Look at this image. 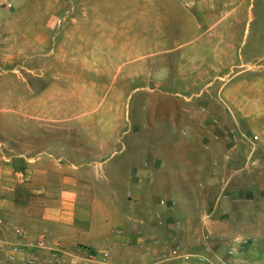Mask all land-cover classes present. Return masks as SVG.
<instances>
[{"label": "crops", "instance_id": "0c3cea01", "mask_svg": "<svg viewBox=\"0 0 264 264\" xmlns=\"http://www.w3.org/2000/svg\"><path fill=\"white\" fill-rule=\"evenodd\" d=\"M185 1L187 5L181 0L152 1L151 44L157 47L153 52L165 57L159 68L165 73L157 75L166 79L160 87L177 95L201 92L207 83L228 76L235 68L256 65L237 52L244 3L227 6L223 0ZM118 54L116 61L120 62L135 57L137 51ZM234 106L264 109L263 102ZM190 107L181 120L169 126V133L211 120L201 113L206 107L203 103L193 111ZM209 107L211 115L228 127L227 113ZM172 136L150 158L125 152L123 168L139 167L132 173L122 172L115 164L117 150L96 152L89 145L82 150L74 139L65 146L58 144L55 154L39 151L33 155L30 150L23 171L11 169L7 181L0 180V218L7 223L0 238L12 241L17 232L33 240L48 235L65 248L69 264H102V254L111 245L112 264H141L168 255L177 243L188 252L205 253L199 237L207 231L223 250L235 237H254L257 243L243 250L240 258L264 264V168L236 172L218 185L216 174L224 175L233 166L235 141L223 151V142L213 141L204 130L195 140ZM194 143L210 144L212 149L197 150ZM137 172L145 177L142 183L135 177ZM225 182L229 183L226 188ZM225 190L229 197L215 200L217 192ZM160 199L168 200L169 207H161ZM153 212L162 216L164 225ZM205 214L211 219L202 228ZM175 222L182 223L178 232L172 229ZM155 240L157 246L152 244ZM147 249L151 251L148 256ZM7 255L6 251L0 253V264H6ZM16 264H26L25 257Z\"/></svg>", "mask_w": 264, "mask_h": 264}, {"label": "rangeland", "instance_id": "374dc122", "mask_svg": "<svg viewBox=\"0 0 264 264\" xmlns=\"http://www.w3.org/2000/svg\"><path fill=\"white\" fill-rule=\"evenodd\" d=\"M152 1L12 0L11 8L0 11V180L7 181L11 169L23 171L30 150L33 155L55 154L58 144L65 146L71 139L82 150L88 145L96 152L117 150L115 164L132 173L139 167L123 168L125 152L147 159L167 146L169 134L195 140L202 130L223 142V151L233 141L237 144L233 166L216 174L218 185L236 172L264 168V109L234 108L264 103V0H223L227 6L244 3L237 52L256 65L235 68L201 92L178 95L160 87L166 79L157 75L165 73L159 69L165 57L153 52L157 47L151 44ZM130 51L137 55L116 61L118 53ZM55 89L62 95L58 103L47 105L49 117L30 111L32 102ZM201 103L207 110L201 113L210 121L169 133L190 106L193 111ZM211 105L227 113L228 127L211 115ZM209 131L231 140L216 141ZM254 137L258 140L252 145ZM194 144L197 150L212 149ZM217 193L215 200L222 192Z\"/></svg>", "mask_w": 264, "mask_h": 264}, {"label": "built area", "instance_id": "2783aa9c", "mask_svg": "<svg viewBox=\"0 0 264 264\" xmlns=\"http://www.w3.org/2000/svg\"><path fill=\"white\" fill-rule=\"evenodd\" d=\"M12 0H5L3 3L0 2V11L3 9H9L12 7ZM201 111L205 113L207 110L202 108ZM193 118V116H191ZM218 124L217 121H215ZM210 136L216 140H231L229 135H221L219 133L208 132ZM258 140V137L250 139V143L255 145V141ZM206 148H209L206 146ZM138 182L142 183L145 179L141 172H137L135 175ZM228 182L224 183V188L228 186ZM229 197L228 193L223 191L219 200L227 199ZM264 199V197H263ZM159 205L161 207H169V201L166 199H160ZM152 215L157 219L160 225H164L162 216L156 212H153ZM211 219L209 214H205L202 218V228L208 224V221ZM182 228L181 222H175L173 224V231L178 232ZM7 230V223L0 218V232ZM211 233L205 231L203 236L199 237V241L202 243L205 253H191L185 250L184 246L177 243L171 249L168 255H162L154 258L150 262H144L141 264H168L175 261L180 262L181 264H256L253 261H247L240 258V255L243 250L251 247L257 243V240L254 237H235L231 245L225 250L220 249L214 242L211 240ZM159 243L158 240L153 241V245L157 246ZM2 251L8 252L6 258V264H16L22 257H25L26 264H69L66 259V250L65 248L57 241L51 239L48 235L38 239H30L27 235L17 232V236L12 241H7L4 238H0V253ZM112 251L113 246L108 245L105 251L102 254L100 263L102 264H112ZM145 254L148 256L151 254L149 249L145 250ZM239 261V263H238Z\"/></svg>", "mask_w": 264, "mask_h": 264}, {"label": "bare ground", "instance_id": "6f19581e", "mask_svg": "<svg viewBox=\"0 0 264 264\" xmlns=\"http://www.w3.org/2000/svg\"><path fill=\"white\" fill-rule=\"evenodd\" d=\"M75 79V78H74ZM74 84H76V83H74ZM77 85V84H76ZM74 87H75V85H74ZM73 89V88H72ZM71 89V90H72ZM75 90V89H74ZM65 92V91H64ZM68 92H71L70 90L69 91H67V94H68ZM76 93V92H75ZM59 95H62V93L61 92H59V91H57L56 89L54 90V91H50L49 93H47L45 96H43L41 99H39L38 101H34V102H32L31 103V106H30V109L34 112V113H36V114H39V117L40 116H42L43 114H47L46 113V107H47V105L50 103V102H53V101H56V103H58L57 102V96H59ZM65 95H66V93H65ZM71 95V94H70ZM73 95V94H72ZM104 95V94H103ZM75 96H76V94H75ZM70 99H72L71 97H70ZM89 101V100H88ZM90 102V101H89ZM96 104V103H95ZM95 104L94 105H92V106H95ZM103 105V104H102ZM43 107H45L44 109H43ZM66 108H68V110L69 111H71V107H66ZM65 108H63L62 110H64ZM91 109V108H90ZM30 110V111H31ZM61 110V111H62ZM61 111H58V113H60ZM27 115V114H26ZM60 115V114H59Z\"/></svg>", "mask_w": 264, "mask_h": 264}]
</instances>
